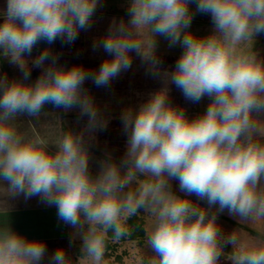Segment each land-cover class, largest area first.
<instances>
[{
    "label": "clouds",
    "instance_id": "9594fccd",
    "mask_svg": "<svg viewBox=\"0 0 264 264\" xmlns=\"http://www.w3.org/2000/svg\"><path fill=\"white\" fill-rule=\"evenodd\" d=\"M5 2L0 55L21 69L23 79L0 76V197L40 196L57 207L65 224L87 225V264H102L108 233L114 241L128 235L127 221L141 209L155 217L147 242L156 264H217L222 235L217 213L264 219V142L257 139L264 137V121L258 118L264 114V61L254 51L255 37L264 33V0H128L129 18L104 37L101 46L110 58L98 70L57 67L45 49L32 60L33 67L42 69L34 82H27L31 69L26 56L41 41L74 42L90 26L99 0ZM190 4L211 16L210 34L189 31ZM145 34L147 43L141 39ZM160 36L183 49L169 82L193 103L209 98L197 118L189 120L173 107L166 91L155 92L137 111L123 115L128 133L124 159L106 162L95 177L80 137L66 133L53 154L46 150L45 138H26L18 130V116H38L47 104L65 110L79 106L95 121L96 108L82 95L86 79L97 87L109 84L131 67L132 53L158 75L154 53ZM172 180L179 181L186 196L171 192ZM192 194L208 207L188 199ZM214 207L217 213H210ZM47 255L44 241L0 224V264H43ZM236 260L264 264V243ZM47 264L70 260L57 248Z\"/></svg>",
    "mask_w": 264,
    "mask_h": 264
},
{
    "label": "crops",
    "instance_id": "0c3cea01",
    "mask_svg": "<svg viewBox=\"0 0 264 264\" xmlns=\"http://www.w3.org/2000/svg\"><path fill=\"white\" fill-rule=\"evenodd\" d=\"M5 7V0H0V12H3ZM117 11L113 9L110 11H95L90 26L86 29L80 30L74 42L68 43L63 39L58 38L53 44L48 45L46 42L41 41L34 47L31 56H26L29 68L31 69V75L27 82H34L41 75L42 69L33 67L32 60H34L41 51L45 49L50 50L51 55L56 58L57 67L71 68L73 66H81L91 73L98 70L102 62L106 58H110L109 54L106 53L101 46L104 37L108 34L114 24L118 25L121 20L126 22L129 18L128 15L123 13L119 14ZM119 11L121 10L119 9ZM206 19L204 13L197 12L196 6H194L192 21L195 22L196 30L193 31L195 35L206 36L212 32V20ZM2 22L3 17L0 16V23ZM141 39H146L145 43H147L150 36L146 34ZM157 48L158 47H155L154 54H163V63L159 61L160 63L158 65V75H154L153 72H151V66L148 61L142 60L140 59V56L132 53L131 67L127 70L121 71V73L114 77L109 84L97 87L92 79H86L84 82L82 92L94 89L99 95L105 94L104 92L106 91L109 92L107 90L109 88H116V90H118L116 92H120L121 89L125 92L127 91L126 89L131 90L130 94L133 102L131 108L125 112H109L101 116L98 132L99 136H97L99 138V150H105L107 153H114L119 159L124 158L128 133L124 128L122 119L123 115L126 112L134 113L137 111L139 107H136V104H144L150 96L157 91H166L170 104L178 110H183L186 118L189 120L197 118L205 111L208 105L205 103V98L199 103H193L192 101L185 99L182 92L174 84L169 82L168 73L174 70L175 60L178 59L179 56L172 57L171 50H168L165 47L161 49V51L159 50L160 48ZM254 51L258 54V58L264 61V33H260L255 37ZM84 60L93 62L88 65V63H84ZM141 64H144L142 68ZM48 66L49 64L46 62L45 67ZM140 69H143L144 71L147 69V76L151 75L149 76L150 79L146 80V83L142 85L143 88L140 87L141 85L133 83L134 81H139L141 77V75H139V71H141ZM149 72L151 73L149 74ZM5 75L9 81L13 79H23L21 69L17 65L9 63L8 59L0 55V76ZM129 81H132L130 86L128 84ZM124 82L125 84L123 86L122 83ZM102 87L106 90L103 91ZM44 116L47 117L45 120L38 119ZM61 117L62 108H56L51 104H47L38 116L31 117L26 114L18 116L15 120V124L24 136L27 133H30L33 137L38 135L45 138L48 141L46 150L54 154L57 151V141L65 135V129L71 131L69 127L60 124ZM258 118L264 121V114H261ZM50 130L54 133L52 137H48ZM83 147L85 150L88 149V147ZM102 153H104V151ZM105 155V159L111 161L109 155ZM100 165H102V161L100 162ZM263 181L264 180H262V182ZM0 224H9L14 230L28 239L42 240L47 247H62L69 260H71L70 264L73 262L72 259L75 256L80 258L85 257L81 256L78 252L79 248L83 246V240L78 244L74 243L71 234V226L65 224L59 219L57 215V207L55 205L48 204L40 196L25 198L23 195H20L14 199L0 197ZM241 227L250 236L254 235L257 237L254 239V237L251 236L254 240H259L255 241L254 244L264 242V233H258L256 230L245 225H241ZM234 241V244L228 243L227 241L228 245H225L227 246L226 251L221 250L222 256L230 253H237V250L239 249L236 248H247V246H245L246 244L243 242L237 240ZM47 260L45 259L43 264H46Z\"/></svg>",
    "mask_w": 264,
    "mask_h": 264
},
{
    "label": "rangeland",
    "instance_id": "374dc122",
    "mask_svg": "<svg viewBox=\"0 0 264 264\" xmlns=\"http://www.w3.org/2000/svg\"><path fill=\"white\" fill-rule=\"evenodd\" d=\"M117 7H118V9H117ZM127 8H128V0H99V4L97 6L96 11H104V10L110 11L112 9L113 10H119L120 9L123 12V11H127ZM192 12H193V10H192ZM204 16H206V18H207L206 20H211V16L209 14H204ZM195 30H196L195 22L191 21L189 31L194 33L193 31H195ZM143 40L146 42V39H143ZM166 41H167V39L165 37H162V36L156 37V44L158 43L160 46H167ZM161 49L162 48L160 47L159 50L161 51ZM157 54H159V53H157ZM140 59L144 60L143 57H141V56H140ZM92 62L93 61L84 60V63L85 64L88 63V65ZM81 63H82V61H81ZM161 63H163V62H161ZM142 66H144V64H141V68H142ZM140 70L141 71H139V73H140L139 75H141V77H140L139 81H134L133 83L139 84V85H141L140 87L143 88L142 85L146 83V80L150 79L149 76H151V75L147 76V69H146V71H144L143 69H140ZM151 72H149V74ZM131 82L132 81L128 82L129 86H130ZM124 84H125V82L122 83L123 86H124ZM102 89H103V91L106 90L104 87H102ZM109 89H107L109 92L106 91V92H104L105 94H102V95H99L97 91L96 92L94 91V89L86 90L85 92H82V95H85V96H88L91 98V100H92V102L96 108L97 114H96L95 121H93V122H90V117L87 114L82 113V110L79 106H74L73 108L68 109V110H65L62 108V117H61L60 124H63L65 126L69 127L71 131H69L68 133H71L75 136L80 137L82 140L83 146L88 147V149L86 151H87L88 157H89V171L93 177H95L99 174L100 170L102 169V167L106 163L107 160L105 159L106 158L105 154L109 155L110 160H111V161H107V162L115 161V162L119 163L124 159V158L119 159V157H117L114 153L112 154V153H107L105 150H99V138L97 136H99L98 132H99V128H100L101 116H103L109 112H115V113L125 112L126 110H128L129 108H131L133 106L132 96L130 94L131 90L126 89L127 91L125 92L123 89H121L120 92H116V91H118V90H116V88L115 89L109 88ZM205 100H206L205 103H207V104L210 102L208 97H205ZM142 104L143 103L136 104V107L138 106L140 108V106ZM45 118H47V117L44 116V117L38 118V119L45 120ZM54 123H55V120H54ZM50 128H52V127H50ZM91 131H93V132H91ZM48 135H49L48 137H52L54 135L53 131L50 130ZM25 136L28 138L33 137V135H31L30 133H27ZM257 139H259L261 142H264V138H257ZM101 151L102 152L104 151L105 154L102 153ZM101 161H102L103 166L100 165ZM122 171H123V169H122ZM169 183L171 186L170 190L173 194L180 196V197H184L187 195L186 193L180 191L178 180H175V181L172 180ZM134 184H135V182H134ZM261 186L264 187V181L261 182ZM128 190L129 189H125V191H128ZM188 199L192 200L193 203H195L201 207H205V208L208 207L206 201L200 200L195 194L188 196ZM209 211H210V213H217V209L215 207L210 209ZM141 215L144 218V220L146 221L147 237L145 239V242L142 245H139L137 242H132V241L126 242L124 247L127 249V252H125V254L123 255V259L121 261L117 262L113 259H107V260L104 259L102 264H156L157 257L155 255L153 249L148 245V242H147L148 236L154 227L155 217L151 212L146 211V210H144ZM217 216H218L217 223L220 226L221 234H222L221 235V250L226 251L227 246H225V245H228L227 241L229 239L241 241L244 244H246L245 246H247L246 249L245 248H236L239 250H237L238 252L234 253V254H232V253L227 254V253L223 252L227 255H224V256L220 255L219 260L217 261V264H237L236 257L247 252V251H249L256 244V243L254 244V242L259 241L258 239L254 240L257 237L254 235L253 236L251 235L252 237H254V239H253L241 227V225L248 226V227L256 230L258 233L263 234L264 233V219H262V220H256V219L242 220L239 217L229 215L227 210H225L222 213H217ZM86 228H87V225H85L83 229L73 228L71 226V234L73 236L72 239H73L75 244H78L79 242H81L83 240V235H84V232L86 231ZM261 243L262 242H259L258 244H261ZM258 244H256V245H258ZM57 248H62V247H47L48 255L45 257V259L47 260L48 257H50L52 255V253H54ZM122 249H124V248L122 247L121 250ZM72 260H73V262H71V264H87V262L84 258H80L77 256L73 257ZM46 264H47V262H46Z\"/></svg>",
    "mask_w": 264,
    "mask_h": 264
},
{
    "label": "trees",
    "instance_id": "16d2710c",
    "mask_svg": "<svg viewBox=\"0 0 264 264\" xmlns=\"http://www.w3.org/2000/svg\"><path fill=\"white\" fill-rule=\"evenodd\" d=\"M194 6L195 5H193V4L190 5V10L191 9L193 10L192 13H194ZM117 13H119V14L123 13V14L128 15L127 11L122 12V11L118 10ZM166 42H167L166 43L167 46H160L157 43L156 47H158V48L162 47V49L165 47L168 50L170 49L172 57L180 56L181 52L183 51L182 47L179 44L170 46V41L168 39ZM155 57L158 61H161V62L163 61V54L162 53H159V54L156 53ZM68 132L69 131L65 129V134ZM143 211H144V209H141L136 216L131 217L127 221V227L129 230V234L124 236L123 238H121L119 241H114L112 239L113 234L111 231L108 233V238L106 240L104 259H106V260L107 259H113L116 261H121L123 259V255L125 254V252H127V249L124 247L126 242H128V241L137 242L139 245H142L145 242V239L147 237V231H146V221L144 220V218L141 215ZM122 247L124 249L121 250ZM78 252L81 256H85V253L83 251V246H81L79 248Z\"/></svg>",
    "mask_w": 264,
    "mask_h": 264
}]
</instances>
